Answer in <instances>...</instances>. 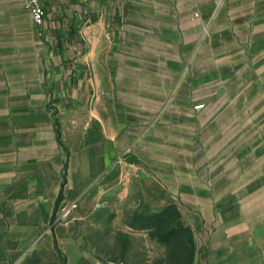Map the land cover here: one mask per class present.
<instances>
[{
    "label": "crops",
    "instance_id": "0c3cea01",
    "mask_svg": "<svg viewBox=\"0 0 264 264\" xmlns=\"http://www.w3.org/2000/svg\"><path fill=\"white\" fill-rule=\"evenodd\" d=\"M12 1L0 0V264H106L79 228L114 193L151 212L176 196L197 208L212 188L226 196L196 264H264V0H42L41 25L13 20ZM240 82L258 106L219 107V84ZM219 114L231 154L235 114L262 124V170L202 156Z\"/></svg>",
    "mask_w": 264,
    "mask_h": 264
},
{
    "label": "rangeland",
    "instance_id": "374dc122",
    "mask_svg": "<svg viewBox=\"0 0 264 264\" xmlns=\"http://www.w3.org/2000/svg\"><path fill=\"white\" fill-rule=\"evenodd\" d=\"M12 3H15L11 10L13 20L18 18L17 12L20 14L29 12L26 5L19 7L18 0H13ZM19 17L23 19L22 14ZM248 87L249 83H220L218 106L230 105L240 110L253 102L256 104L252 105L258 106V99L243 97ZM229 91L234 94V98L226 104L225 96ZM210 117L204 124L202 132V156L208 157L210 149V156L218 157V161L211 164L213 167L218 166L224 173L227 162L232 161L236 172H242L244 169H250L252 172L262 170L257 149L262 143V137H259L262 124L260 126L258 123H248L244 128L246 123L242 122V118L248 119V116L235 114V144L234 153L231 154V147L227 145L231 132L227 131L225 116L222 114L212 116L213 119H220L219 123L212 121ZM187 142L188 149L198 148L195 146L194 134L191 138L188 137ZM211 164L204 163L207 165V170L205 168L203 170L204 174H210ZM240 176L241 174H236V185L242 179ZM216 181L221 184L226 179L219 178ZM215 191L212 188L209 194L205 192L199 194L200 202L197 208L192 209L188 206L185 208L186 204L182 201L177 202L176 196L171 197V203L165 208L144 212L139 210V199L134 195H122L119 190L79 228V231L84 237L85 246L90 249L96 260L106 264H196L198 256L201 253L205 255L210 250V236L215 229L210 219L218 218V212L221 211L218 204L225 200L224 192L217 194ZM195 219L203 223L196 225ZM171 229L173 231H170Z\"/></svg>",
    "mask_w": 264,
    "mask_h": 264
},
{
    "label": "built area",
    "instance_id": "2783aa9c",
    "mask_svg": "<svg viewBox=\"0 0 264 264\" xmlns=\"http://www.w3.org/2000/svg\"><path fill=\"white\" fill-rule=\"evenodd\" d=\"M25 5L31 13L33 21L38 25L43 24L46 17V8L45 5L42 3V0H26ZM203 106V102L194 105L195 108H200Z\"/></svg>",
    "mask_w": 264,
    "mask_h": 264
},
{
    "label": "water",
    "instance_id": "95a60500",
    "mask_svg": "<svg viewBox=\"0 0 264 264\" xmlns=\"http://www.w3.org/2000/svg\"><path fill=\"white\" fill-rule=\"evenodd\" d=\"M134 157H135V156H134L133 154L128 155V156H127V160L130 161V162H133V161H134Z\"/></svg>",
    "mask_w": 264,
    "mask_h": 264
},
{
    "label": "trees",
    "instance_id": "16d2710c",
    "mask_svg": "<svg viewBox=\"0 0 264 264\" xmlns=\"http://www.w3.org/2000/svg\"><path fill=\"white\" fill-rule=\"evenodd\" d=\"M162 212H163V211H162ZM184 230H185V231H188V229H187V228H184ZM170 231H173V229H171Z\"/></svg>",
    "mask_w": 264,
    "mask_h": 264
}]
</instances>
